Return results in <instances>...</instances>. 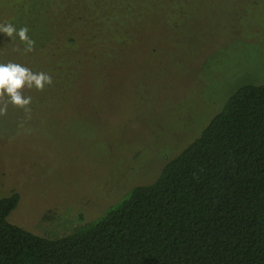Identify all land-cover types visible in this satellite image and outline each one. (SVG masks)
<instances>
[{
    "label": "rangeland",
    "instance_id": "1",
    "mask_svg": "<svg viewBox=\"0 0 264 264\" xmlns=\"http://www.w3.org/2000/svg\"><path fill=\"white\" fill-rule=\"evenodd\" d=\"M181 2L182 14L170 17L164 8L141 24L140 46L115 50L103 32L105 46L82 66L60 54L61 70L40 71L51 85L23 90L32 97L29 110L9 104L0 115V196L14 189L20 196L11 223L48 238L70 233L80 214H96L129 186L153 181L237 85L264 84V0ZM220 8L231 11L217 16ZM96 9L94 0H0V24L27 26L35 41L25 52L18 36L0 32V63L38 70L63 33ZM233 11L243 15L232 34L220 22ZM172 22L177 29L166 28ZM149 42L157 51L146 53Z\"/></svg>",
    "mask_w": 264,
    "mask_h": 264
},
{
    "label": "trees",
    "instance_id": "2",
    "mask_svg": "<svg viewBox=\"0 0 264 264\" xmlns=\"http://www.w3.org/2000/svg\"><path fill=\"white\" fill-rule=\"evenodd\" d=\"M180 3L94 0L89 19L63 33L54 58L33 72L61 70L60 54L82 66L89 52L105 46L103 32L115 50L133 41L140 46L141 24L164 8L170 17L182 14ZM233 14L220 22L232 34L243 13ZM144 50L157 48L149 42ZM237 86L153 181L129 186L96 214H80L82 223L66 235L48 238L11 223L19 192L0 196V264H264V84Z\"/></svg>",
    "mask_w": 264,
    "mask_h": 264
},
{
    "label": "clouds",
    "instance_id": "3",
    "mask_svg": "<svg viewBox=\"0 0 264 264\" xmlns=\"http://www.w3.org/2000/svg\"><path fill=\"white\" fill-rule=\"evenodd\" d=\"M0 32L11 38L18 36L25 45V52L34 51L35 41L29 37L27 26L17 29L11 23L0 24ZM52 83V76L48 73L33 72L30 68L11 61L0 63V115L6 114L9 104L28 111L32 97L25 96L23 90L35 87L42 91L45 85Z\"/></svg>",
    "mask_w": 264,
    "mask_h": 264
}]
</instances>
